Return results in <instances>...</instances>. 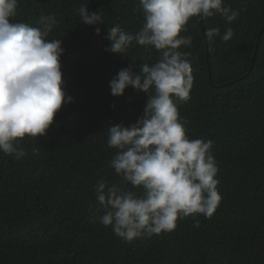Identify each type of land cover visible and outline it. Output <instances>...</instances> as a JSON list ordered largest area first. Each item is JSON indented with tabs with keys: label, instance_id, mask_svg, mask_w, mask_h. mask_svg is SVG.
I'll use <instances>...</instances> for the list:
<instances>
[{
	"label": "trees",
	"instance_id": "obj_1",
	"mask_svg": "<svg viewBox=\"0 0 264 264\" xmlns=\"http://www.w3.org/2000/svg\"><path fill=\"white\" fill-rule=\"evenodd\" d=\"M224 2L240 13L231 24L218 14L193 17L180 33L192 37L179 50L189 54L194 82L190 98L177 102L186 135L213 141L221 202L210 218L178 219L171 232L129 243L94 222V188L101 180L120 181L110 166L117 150L107 144L108 125L136 123L147 99L130 86L113 96L109 82L132 65L130 57L137 71L159 55L135 44L124 56L105 51L108 27L140 29L142 6L18 0L10 22L39 27L41 14L55 16L48 39L62 41V88L73 100L46 135L19 140L21 159L0 152V264H264V0ZM85 4L104 22L80 23ZM213 27L221 35L231 27L234 35L210 43L205 33Z\"/></svg>",
	"mask_w": 264,
	"mask_h": 264
},
{
	"label": "clouds",
	"instance_id": "obj_2",
	"mask_svg": "<svg viewBox=\"0 0 264 264\" xmlns=\"http://www.w3.org/2000/svg\"><path fill=\"white\" fill-rule=\"evenodd\" d=\"M139 2L144 17L140 29L133 33L119 25L108 27L111 44L105 51L124 56L135 44L159 55L153 64L142 62L137 71V60L129 56L132 65L109 82L113 96H123L130 86L147 99L136 123L108 125L107 144L117 150L110 166L120 181L101 180L94 188V222L110 226L129 243L171 232L178 219L196 214L210 218L221 202L213 141L189 138L178 111L177 102L190 98L194 82L189 54L179 50L190 47L192 37L180 33L193 17L218 14L231 24L240 14L224 0ZM17 5L18 0H0V152L21 159L25 153L19 140L46 135L62 105L73 98L62 88V41L48 39L55 16L41 14L39 27L10 22ZM78 13L80 23L104 22L102 13H90L87 4ZM95 30L100 35V28ZM205 35L210 43L216 37L227 42L234 32L228 27L221 35L213 27Z\"/></svg>",
	"mask_w": 264,
	"mask_h": 264
},
{
	"label": "water",
	"instance_id": "obj_3",
	"mask_svg": "<svg viewBox=\"0 0 264 264\" xmlns=\"http://www.w3.org/2000/svg\"><path fill=\"white\" fill-rule=\"evenodd\" d=\"M202 20V19H201ZM203 29V28H202ZM251 66H252V63H251V65H250V68H251Z\"/></svg>",
	"mask_w": 264,
	"mask_h": 264
}]
</instances>
